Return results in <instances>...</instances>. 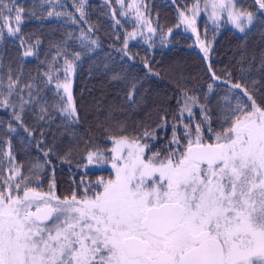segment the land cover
<instances>
[{
	"label": "snow or ice",
	"instance_id": "snow-or-ice-1",
	"mask_svg": "<svg viewBox=\"0 0 264 264\" xmlns=\"http://www.w3.org/2000/svg\"><path fill=\"white\" fill-rule=\"evenodd\" d=\"M84 2L79 0L77 9L81 17ZM254 3L264 15V0ZM0 7L9 15L14 12L16 24L8 27V35L16 36L24 9L14 3L8 8L3 0ZM204 10L217 29L222 24L231 25L244 33L255 19L252 11L237 7L236 0H204ZM200 11L199 0H194L191 16L184 12L179 16L186 29L197 34L207 59L211 44L199 39L196 27ZM54 14L71 16L48 12L50 17ZM148 31L155 29L149 26ZM20 43L25 45L22 37ZM33 54V46L28 45L23 56ZM61 55L65 82H57L55 88L63 89L66 106L59 111L78 121L68 74L74 72L80 53H72L71 59L66 50ZM207 67L213 80H220L210 63ZM45 75L50 84L52 70ZM226 83L230 91L239 90L238 94L251 104L237 103L226 117L228 126L213 133L212 143L207 142L201 124L194 119L183 124V144L173 124L164 156L152 152L147 142L156 139V129H144L132 137L109 136L113 144L110 157L97 149L88 151L85 159L87 165L110 163L114 177L98 178L95 188L85 185L80 196L75 191L64 198L55 195L54 178L48 191H39V173L30 169L29 176L24 177L20 167L14 166V175L0 187V264H264V107L256 104L241 83ZM18 84L19 77L13 80L9 74L8 91L0 106L18 108L14 115L22 124L25 107L33 101V86L24 85L28 89L25 99L23 88L17 91ZM208 88L211 91L212 85ZM13 94L19 97L17 104L9 103ZM134 94L133 85L128 99ZM183 105L181 123L185 113L194 118L192 109L199 106L202 123L211 131V117L196 97L183 93ZM45 116L47 110L42 106L39 119ZM160 127H167L166 116L161 117ZM8 155L11 158L10 152ZM33 176L36 187L31 186ZM81 184L85 182L81 180Z\"/></svg>",
	"mask_w": 264,
	"mask_h": 264
},
{
	"label": "trees",
	"instance_id": "trees-1",
	"mask_svg": "<svg viewBox=\"0 0 264 264\" xmlns=\"http://www.w3.org/2000/svg\"><path fill=\"white\" fill-rule=\"evenodd\" d=\"M3 2L8 8L14 3L24 12L20 32L11 36L8 27L16 24L14 12L9 15L0 7V101L6 98L9 74L13 80L19 77L16 88H23L21 95L25 99L28 89L24 85L33 86V101L25 107L22 124L14 115L18 108L0 106V187L14 175L13 167L19 166L24 177L29 176L30 169L39 173L40 190L48 191L54 178L55 191L59 192L61 182L66 180L80 196L85 185L95 188L98 178H112L109 170L88 167L85 159L88 151L97 149L109 157L113 146L109 136L132 137L144 129H156V139L147 142L152 152L164 156L173 124L183 144V124L194 119L201 124L205 139L213 142V133L228 126L226 117L237 103L251 104L238 94L239 90L230 91L227 81L241 83L256 104L264 107V15L259 14L254 0L238 4L241 10L252 11L255 16L253 25L242 34L229 25L222 24L217 29L215 24L200 20L199 39L211 44L208 60L195 37L180 22L179 13L190 15L194 0H136L135 5L133 0H124L123 4L119 0H85L83 17L77 10L79 0ZM50 11L71 16L50 17ZM149 26L155 32H149ZM93 40L97 43L92 44ZM28 45L33 46L34 54L24 57ZM65 50L69 59L72 53H80L74 61V72L68 74L78 121L59 111L66 106L65 94L55 85L65 82L61 55ZM208 63L220 80H213ZM50 69L53 80L49 84L45 73ZM133 85L135 94L129 100ZM185 92L207 109L211 131L202 123L201 108L194 111V118L185 115L181 123L179 112ZM8 99L10 104L19 101L16 94ZM42 106L47 116L41 120ZM162 116L167 117V127L157 128ZM46 160L51 163L46 164ZM32 180L31 186L36 187V177Z\"/></svg>",
	"mask_w": 264,
	"mask_h": 264
},
{
	"label": "rangeland",
	"instance_id": "rangeland-1",
	"mask_svg": "<svg viewBox=\"0 0 264 264\" xmlns=\"http://www.w3.org/2000/svg\"><path fill=\"white\" fill-rule=\"evenodd\" d=\"M240 1H241V0H236L237 7H239L238 4L240 3ZM199 3H200L201 11H200V14L196 16V27H197V25H198V23L200 22L201 19H204L205 21H207V22L210 23V24H214L213 21H212L211 19H209V13H208V11H205V10H204V0H199ZM188 16H191V14L188 15ZM253 23H254V22H253ZM182 24H183V23H182ZM183 25L186 27L185 24H183ZM229 26L232 27L231 25H229ZM250 27H251V26H250ZM232 28H233V27H232ZM197 29H198V28H197ZM233 29H234V28H233ZM248 29H249V28H248ZM248 29H246L245 32H246ZM234 30H235L237 33L242 34L241 32H239V30H237V29H234ZM187 31H188L191 35H193V36L195 37V40H196V42H197V34H196V33H193V32L191 31L190 28H187ZM197 45H199L198 42H197ZM199 50H200V46H199ZM200 52H201L202 55L204 56V53L202 52V50H200ZM204 58H205V57H204ZM207 60H208V58H207ZM199 108H200L199 106H194L193 109H192V111L194 112V111H196V110L199 109ZM185 115L187 116V113H185ZM213 141H214V139H213ZM207 142L212 143V142H210V141H207ZM110 155H111V154H110ZM109 157H110V156H109ZM88 167L96 168L97 170H98V169H99V170H109L110 173H111L112 178L114 177V170L111 168L110 163L105 164V165H103V166L98 165V164H93V165H89ZM88 167H87V168H88ZM61 183H62V187H61L60 190H59L60 195H62L61 198H64V197H66V196H70V195L73 193V189L71 188V183H70L69 181H66V180H63Z\"/></svg>",
	"mask_w": 264,
	"mask_h": 264
},
{
	"label": "flooded vegetation",
	"instance_id": "flooded-vegetation-1",
	"mask_svg": "<svg viewBox=\"0 0 264 264\" xmlns=\"http://www.w3.org/2000/svg\"><path fill=\"white\" fill-rule=\"evenodd\" d=\"M39 191H42V192H46L47 190H40V189H38ZM99 190V189H98ZM55 195H57V196H59V197H62V195H60V192H57V191H55ZM49 223H51V222H49Z\"/></svg>",
	"mask_w": 264,
	"mask_h": 264
}]
</instances>
